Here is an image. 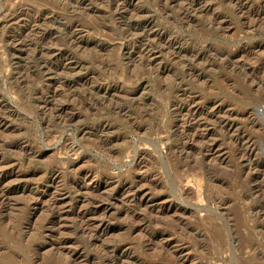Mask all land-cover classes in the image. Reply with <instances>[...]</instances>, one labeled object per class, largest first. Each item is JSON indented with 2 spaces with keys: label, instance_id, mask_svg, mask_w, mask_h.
<instances>
[{
  "label": "rangeland",
  "instance_id": "rangeland-1",
  "mask_svg": "<svg viewBox=\"0 0 264 264\" xmlns=\"http://www.w3.org/2000/svg\"><path fill=\"white\" fill-rule=\"evenodd\" d=\"M262 66L264 0H0V264H264Z\"/></svg>",
  "mask_w": 264,
  "mask_h": 264
},
{
  "label": "bare ground",
  "instance_id": "bare-ground-1",
  "mask_svg": "<svg viewBox=\"0 0 264 264\" xmlns=\"http://www.w3.org/2000/svg\"><path fill=\"white\" fill-rule=\"evenodd\" d=\"M237 1V0H236ZM189 2V1H188ZM240 3V2H239ZM232 4H233V2H232ZM235 4V3H234ZM238 5V4H237ZM189 8L188 9H190V10H192L193 8H194V3L192 4L191 3V1H190V3H189ZM243 5H239L238 7L239 8H241ZM235 7V6H234ZM108 8L110 9H114L113 11L114 12H116V14H118L119 13V11L120 10H123V12L124 11H126L127 9H128V7H127V4H122V3H118V1H115L113 4H108ZM236 8V7H235ZM111 9H110V11H111ZM262 10V9H261ZM113 11H111V12H113ZM255 11H258V10H255ZM259 12V11H258ZM253 13V12H252ZM260 13V12H259ZM11 14V13H10ZM9 15V14H8ZM257 15V13L256 12H254V15L253 16H256ZM7 17V16H6ZM5 17V18H6ZM143 22V21H142ZM137 23V25L136 26H139V28L140 29H142L143 28V30H144V32H145V36H156L157 35V32L153 29V25H152V23H147V22H144V24L143 23ZM71 27V26H70ZM76 26H74V27H71L70 28V31L68 32V34H66L67 36H66V38H65V40H66V42H67V45H71V44H73L75 41H77V33H76ZM136 28H138V27H136ZM73 29V30H72ZM138 30V29H137ZM66 33V32H65ZM17 38V37H16ZM12 43V42H11ZM13 44H15L14 42H13ZM51 45H48L47 47H45L44 49H41V48H39V50L37 51L38 53H40V54H44V55H46L47 57L49 56V57H53V56H55L56 54H54L53 52H51L50 51V47ZM146 49V48H145ZM59 54H61L60 52H59ZM132 56V55H131ZM262 67H264V66H262ZM262 70H264V69H262ZM262 73V72H261ZM262 75H264V74H262ZM262 77H264V76H262ZM258 84H260L261 86H264V79H261V80H259V82H258ZM261 95H264V94H261ZM261 97V96H260ZM190 99V98H189ZM260 99H262V97L260 98ZM180 101V100H179ZM262 101H264V99H262ZM181 103H180V106H177L179 109H178V112H183L185 109H186V107L188 106V101L186 100V99H181V101H180ZM118 105V104H117ZM116 105V110L117 109H121V111H122V106H117ZM124 110V109H123ZM187 110V109H186ZM188 112H190L189 111V109L187 110V112H186V115L188 114L189 115V113ZM184 113V112H183ZM214 113V112H213ZM181 116H182V113H179ZM194 113L192 112V115H193ZM187 117V116H186ZM190 117V116H189ZM192 117V116H191ZM190 117V118H191ZM183 119V118H182ZM185 119V118H184ZM229 118H227V119H223V123L225 124V125H227V126H229V120H228ZM247 119V118H246ZM182 121V120H181ZM188 121V120H187ZM247 121V120H246ZM184 122V121H183ZM249 122V121H248ZM186 123V122H185ZM221 124H222V122H221ZM231 124V123H230ZM244 124L245 123H243V126H244ZM250 124H252V123H250ZM255 124V123H254ZM248 125V124H247ZM257 125V124H256ZM246 126V125H245ZM252 126V125H251ZM105 127V125L104 126H102V128H104ZM188 127H189V125H188ZM226 127V126H225ZM183 128V127H182ZM196 128V127H195ZM227 128V127H226ZM246 128V127H245ZM249 128V127H248ZM247 128V129H248ZM195 130V129H194ZM182 132V136L186 133V129H185V131H183V130H181ZM191 132V131H190ZM256 132H258V131H256ZM260 132V131H259ZM189 133V132H188ZM261 133V132H260ZM186 135H188V134H186ZM192 135V134H191ZM196 135V134H195ZM199 135V134H198ZM256 135H258V134H256ZM185 136V135H184ZM183 136V137H184ZM194 136V135H193ZM182 137V138H183ZM186 137V136H185ZM189 137V136H188ZM188 137H187V139H188ZM242 137V136H241ZM259 137V136H258ZM191 138V137H190ZM237 138V137H236ZM250 138V137H249ZM256 138V137H255ZM184 139V138H183ZM182 139V140H183ZM244 139V138H243ZM246 139V138H245ZM247 139H248V136H247ZM185 141H186V138L184 139ZM190 140V139H189ZM195 140V139H194ZM197 140V139H196ZM236 140V139H235ZM237 141V140H236ZM238 141H239V139H238ZM193 142V141H192ZM250 142V141H249ZM183 143V142H182ZM186 143V142H185ZM247 142H245V144H246ZM247 144H249V143H247ZM246 144V145H247ZM251 144H253V142L251 143ZM208 146V145H207ZM241 146V145H240ZM245 146V145H244ZM249 146V145H248ZM183 147V146H182ZM210 147V146H209ZM250 147H252V146H250ZM239 148H241V147H239ZM242 148H244L243 146H242ZM246 148V147H245ZM183 149V148H182ZM202 149V148H201ZM207 149H209V148H207ZM211 149V148H210ZM247 149V148H246ZM251 149L252 148H249L248 147V154L251 152ZM201 151V150H200ZM210 151V150H209ZM240 151V150H239ZM253 151V150H252ZM244 152V151H243ZM240 154H242V153H240ZM247 154V153H246ZM241 156V155H240ZM244 157H245V155H243ZM242 157V156H241ZM249 157V156H248ZM253 158V157H252ZM258 160H259V158H258ZM258 160H257V162H258ZM247 161H249V160H247ZM250 162V161H249ZM253 162H255V161H253ZM256 162V163H257ZM250 164L251 163H248V164H245V165H249L247 168L248 169H250V168H253V167H250ZM257 165V164H256ZM255 165V166H256ZM261 166H262V168H264V157H261L260 158V161H259V164L257 165V167L258 168H260L261 169ZM245 168V167H244ZM246 168V169H247ZM256 167H254L253 169H255ZM247 169V170H248ZM257 169V168H256ZM251 171V170H250ZM255 171V170H254ZM257 171V170H256ZM248 172H249V170H248ZM260 172H262V171H260ZM250 173V172H249ZM253 173V172H252ZM262 174V173H261ZM258 177H259V173H258V171H257V174H256ZM262 176H264V175H262ZM261 176V177H262ZM256 178V177H255ZM254 178V179H255ZM256 182H257V179H256ZM258 182H260V181H258ZM260 183H262V182H260ZM260 185H262V184H260ZM125 187V186H124ZM128 187V186H127ZM128 189V188H127ZM89 215V214H88ZM83 216V215H82ZM81 216V217H82ZM93 216V215H92ZM92 216H90V218L92 219V218H94V217H92ZM81 219V218H80ZM83 219V218H82ZM81 219V220H82ZM87 219V218H86ZM88 220V219H87ZM84 227H87V223H86V221H84V223H80L79 224V229L83 232L84 230H88V228H84ZM77 230V229H76ZM87 233H89V232H87ZM81 234H83V233H81ZM90 234V233H89ZM89 234H87V236L89 235ZM92 234V233H91ZM93 237V236H92ZM92 237H91V239H92ZM109 259V258H108Z\"/></svg>",
  "mask_w": 264,
  "mask_h": 264
}]
</instances>
